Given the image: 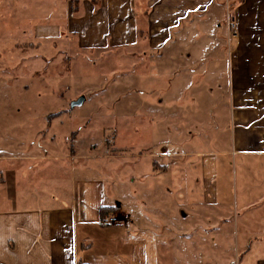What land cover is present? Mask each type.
Listing matches in <instances>:
<instances>
[{"label": "crops", "instance_id": "crops-1", "mask_svg": "<svg viewBox=\"0 0 264 264\" xmlns=\"http://www.w3.org/2000/svg\"><path fill=\"white\" fill-rule=\"evenodd\" d=\"M8 4L0 101L15 94L18 69L41 78L79 47L152 63L151 82L167 79L168 112L105 136L101 156L93 140H59L61 112L4 103L0 264H239L249 254L264 264V0ZM36 17L45 22L31 27ZM38 58L42 71L26 68ZM209 102L210 118L198 114ZM103 206L115 210L103 217Z\"/></svg>", "mask_w": 264, "mask_h": 264}, {"label": "rangeland", "instance_id": "rangeland-1", "mask_svg": "<svg viewBox=\"0 0 264 264\" xmlns=\"http://www.w3.org/2000/svg\"><path fill=\"white\" fill-rule=\"evenodd\" d=\"M8 1L0 0V14L11 11L12 6ZM17 15L21 16V12ZM40 22L45 21L40 17L33 18L30 26ZM0 26L4 27L2 24ZM7 38L6 36L3 44L8 43ZM20 38L22 41L23 38ZM45 47L50 50L51 44L48 43ZM70 48L72 51L75 49ZM78 48L76 47L78 52L73 54L70 66L67 62L54 66L52 62L41 78L32 75L28 77L18 69L20 84L15 86V94L6 103L9 102L10 109L14 107L15 112H41L44 115L61 112L62 122L56 125L58 131H61L58 133L59 140L64 144L66 138L67 141L76 138V142L81 147V143L87 147V144L93 140L99 146L97 154L101 153L103 156L107 141L105 136L111 138L116 132L120 137V130L126 131L123 126L132 125L131 131H134L142 125H151L152 120L149 116L153 112H157L158 115L161 113L165 115L168 112L167 79L160 81L156 78L159 83L151 82L155 80L151 76L152 63H141L130 57L125 60L124 54L119 52L107 59H99L97 52ZM1 55L4 56L5 53L2 52ZM15 60L18 61L17 57ZM60 60L61 55H58L54 61L59 63ZM43 64L44 61L38 58L32 60L26 68L31 66L34 72L41 67L42 71ZM129 66L134 70L126 69ZM126 70L128 77H124ZM24 81L28 86L23 85ZM82 95L86 98L85 102L72 107L71 103ZM4 103L0 101V112H7ZM215 111V102H209L201 113H197L209 117ZM161 137L167 139V133L162 132ZM239 264H255L253 254H249Z\"/></svg>", "mask_w": 264, "mask_h": 264}, {"label": "built area", "instance_id": "built-area-1", "mask_svg": "<svg viewBox=\"0 0 264 264\" xmlns=\"http://www.w3.org/2000/svg\"><path fill=\"white\" fill-rule=\"evenodd\" d=\"M228 19H229V24L231 25L232 29L234 31H236V29H237L236 21L231 19V17L228 18ZM103 221L106 222V223H114V222L118 221V218L115 217V216L106 217Z\"/></svg>", "mask_w": 264, "mask_h": 264}, {"label": "trees", "instance_id": "trees-1", "mask_svg": "<svg viewBox=\"0 0 264 264\" xmlns=\"http://www.w3.org/2000/svg\"><path fill=\"white\" fill-rule=\"evenodd\" d=\"M59 113V112H58ZM54 115V114H53ZM115 210V207H108V206H103L101 208V215L104 217L106 214L113 213ZM104 220V219H103Z\"/></svg>", "mask_w": 264, "mask_h": 264}, {"label": "water", "instance_id": "water-1", "mask_svg": "<svg viewBox=\"0 0 264 264\" xmlns=\"http://www.w3.org/2000/svg\"><path fill=\"white\" fill-rule=\"evenodd\" d=\"M85 96L84 95H82V96H80L79 98H77L76 100H74L72 103H71V106L73 107V106H77V105H81V104H83L84 102H85Z\"/></svg>", "mask_w": 264, "mask_h": 264}]
</instances>
